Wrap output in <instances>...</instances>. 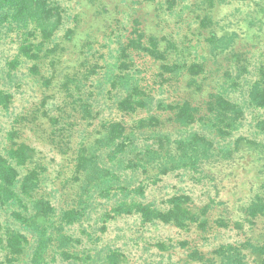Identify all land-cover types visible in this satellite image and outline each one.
<instances>
[{"label": "trees", "instance_id": "obj_1", "mask_svg": "<svg viewBox=\"0 0 264 264\" xmlns=\"http://www.w3.org/2000/svg\"><path fill=\"white\" fill-rule=\"evenodd\" d=\"M202 2L213 8L216 0ZM251 3L264 14V0ZM62 20L56 0H0V42L13 39L18 45L14 58L3 67L5 76L12 79L24 62L31 63L28 70L37 75L40 61L47 57L44 44L52 39ZM212 24L208 16L198 18L201 29ZM70 34L67 31V36ZM216 39L213 32L207 39L211 54L218 48ZM129 51L160 63L161 76L184 73L193 85L204 72L200 61L178 60L183 51L172 39L137 31L116 50L117 57L103 73L108 86H104L105 93L109 97L116 91L115 108L127 115L150 110L139 82L124 70V57ZM171 54L175 55L172 61L168 60ZM258 73L257 80L245 83L241 99L230 97V89L210 94L203 111L187 101L167 106L176 125L195 126L196 130L173 141L158 135L142 148L136 146V133L155 127L159 121L156 116L139 119L131 130L122 122L104 121L91 143L72 145L70 123L59 112L54 115L42 105L45 122L40 128L45 127L43 136L52 153L49 159L33 145L32 136H42L35 129L25 133L19 126L26 117L15 116L0 140V264H130L122 248L104 241L109 228L127 218L142 229L165 226L186 235L179 242L186 264H264V140L234 137L241 126L243 106L260 113L253 128L264 137V66ZM43 81L49 82L47 78ZM70 83L67 78L62 84L67 93L63 106L80 112L83 120L92 119L89 99L73 93ZM11 100L9 91L0 88L1 112L9 110ZM57 155L70 167L71 183L66 179L63 185L75 186L72 194L65 195L69 203L64 207L53 201L59 190L52 187L48 191L52 186L49 166L55 164ZM172 172L194 184L203 185L205 180L212 183V196L198 205L190 195L174 193L156 205L144 200L143 181L133 182L134 177L144 176L145 181L154 183ZM225 172L230 173L225 176L228 178L235 174L230 179L238 189L236 195L229 193L227 203L214 185L215 176ZM60 174L57 170L56 176L60 178ZM220 231L232 233L233 241L217 243L208 253L191 247L194 240L190 241V236L202 239ZM155 247L160 252L173 249L161 241ZM166 258L171 259V255ZM157 264H163L162 260Z\"/></svg>", "mask_w": 264, "mask_h": 264}, {"label": "rangeland", "instance_id": "obj_2", "mask_svg": "<svg viewBox=\"0 0 264 264\" xmlns=\"http://www.w3.org/2000/svg\"><path fill=\"white\" fill-rule=\"evenodd\" d=\"M56 1L62 11V24L52 39L44 44L43 53L47 57L40 61L37 75L29 72L31 63L24 62L13 72L12 79L6 77L3 67L14 58L18 45L13 39L0 42V69L3 70L0 74V88H5L12 95L9 110L0 111V140H3L15 116L26 117L25 121L20 122L19 128L25 133L35 129L42 136H32L33 145L48 159L52 153L43 136L45 127L40 128L45 122L41 116L43 106L54 115L59 112L70 123L74 135L72 145L91 143L98 137L104 121H119L127 130H131L139 119L156 116L159 121L155 127H146L136 133V146L142 148L150 145L158 135L173 141L196 130L195 126L176 125L167 106L187 101L203 111L210 94L230 89V97L241 99L245 83L257 80L258 69L264 66V14L251 3L252 0H216L213 8H208L202 0ZM204 16L210 17L213 23L208 29L198 26V18ZM67 31H71L69 36ZM137 31L146 36L172 39L178 49L183 51L178 60L200 61L204 72L194 79L196 85H193L184 73L170 78L167 75L161 76L160 63L142 53L126 52L124 70L130 71L139 82L144 92L142 98L148 101L150 107L149 111L127 115L115 108L114 101L118 93L113 91L109 96L111 100L105 93L103 73L117 57L116 50L134 38ZM212 32L217 37L215 46L218 47L214 54H211L212 46L207 41ZM160 48H164V42L160 43ZM173 57L175 55L171 54L168 60L172 61ZM44 78L49 80L47 84ZM67 78L71 81L73 93L89 99L92 119L83 120L80 112H72L68 106H63L67 93L62 89V84ZM86 78L91 80L85 81ZM242 108L241 126L234 137L243 136L262 142L263 135L253 128V121L260 113L245 106ZM219 143L224 144L223 141ZM60 161L57 155L55 164L49 166V185L52 186H49L48 191L52 187L59 190L53 201L55 205L64 207L69 203L65 195L72 194L75 186L72 189L69 185H63L66 179L70 181V167L66 161ZM57 170L61 173L60 178L56 176ZM229 174L225 172L215 176L214 185L224 203L231 199L229 193L235 192L236 195L238 192L230 179L235 178V174L230 178L225 177ZM236 176L239 179V175ZM141 181L145 187L144 200L156 205L174 193H186L198 205H203L209 195L212 196V183L205 180L203 185L194 184L178 172L162 176L154 183L145 181L144 176L134 177L135 184ZM214 215H210L211 220ZM192 237L188 238L194 240L191 247L197 246L204 253L210 252L217 243H227L234 239L232 233L224 231L202 239ZM184 239L186 235L173 228L157 226L142 229L132 218H127L112 225L104 241L122 248L130 264H157L160 260L163 264H186L185 252L179 245ZM157 241L172 245L173 249L160 252L155 247ZM160 254L163 255L162 259ZM169 254L171 259L166 258Z\"/></svg>", "mask_w": 264, "mask_h": 264}]
</instances>
